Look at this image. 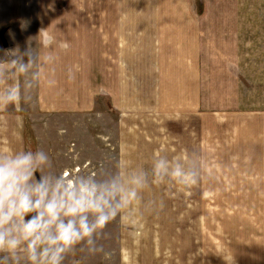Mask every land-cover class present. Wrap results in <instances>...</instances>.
Returning <instances> with one entry per match:
<instances>
[{
    "label": "crops",
    "instance_id": "0c3cea01",
    "mask_svg": "<svg viewBox=\"0 0 264 264\" xmlns=\"http://www.w3.org/2000/svg\"><path fill=\"white\" fill-rule=\"evenodd\" d=\"M50 3L0 0V56L29 43L40 54L15 81L30 99L0 106V151L39 149L35 113L103 115L109 104L127 129L130 110L170 116L182 171L223 196L225 216L240 218L263 257L264 0H54L46 11ZM42 27L56 37L50 60L35 40ZM54 121L44 122L52 169ZM114 254L97 263L68 254L64 264H113Z\"/></svg>",
    "mask_w": 264,
    "mask_h": 264
},
{
    "label": "rangeland",
    "instance_id": "374dc122",
    "mask_svg": "<svg viewBox=\"0 0 264 264\" xmlns=\"http://www.w3.org/2000/svg\"><path fill=\"white\" fill-rule=\"evenodd\" d=\"M106 109L103 115L95 107L87 112H56L50 117L41 112L33 116L39 149L46 152L44 122L55 119V135L49 144L55 147V165L50 170L45 168L46 173L67 170L70 176L91 173L105 179L119 170L125 176L146 177L139 199L124 219L117 217L97 236L103 251L92 254L77 246L69 257L76 254L79 261L87 253L89 262L97 263L113 250V264H121L127 252L136 264H225L224 254L233 258L232 264H261L264 256L255 252L254 235L246 238L247 233H240V218L225 216L223 196H209L198 177L197 183L187 186L170 175L154 182L158 160L168 162L169 172L181 161L176 157L181 153L182 137L179 151L174 119L168 116L157 120L155 112L150 117L141 113L142 109L130 110L135 119L127 129L118 123L122 118L118 111H109V104Z\"/></svg>",
    "mask_w": 264,
    "mask_h": 264
},
{
    "label": "clouds",
    "instance_id": "9594fccd",
    "mask_svg": "<svg viewBox=\"0 0 264 264\" xmlns=\"http://www.w3.org/2000/svg\"><path fill=\"white\" fill-rule=\"evenodd\" d=\"M45 10L55 11L54 0ZM49 28L42 27L35 37L45 60L52 58L56 45ZM2 52L0 106L29 100L15 81L37 65L40 54L33 51L31 43L23 52L19 47ZM51 166L43 149L0 151V264H21L22 256L24 264H64L77 246L92 254L103 251L97 236L117 217L124 219L146 183L143 174L125 176L119 170L105 179L91 173L70 176L67 170L46 173L44 169ZM154 175L155 183L164 175L186 186L197 183L196 177L184 173L179 165L169 172L163 159L155 163ZM223 258L225 264H232L233 258L224 254Z\"/></svg>",
    "mask_w": 264,
    "mask_h": 264
}]
</instances>
